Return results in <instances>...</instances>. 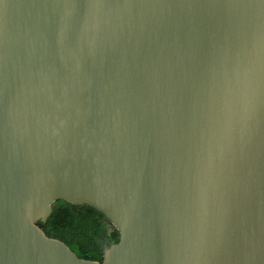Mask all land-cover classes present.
<instances>
[{
	"label": "water",
	"instance_id": "water-1",
	"mask_svg": "<svg viewBox=\"0 0 264 264\" xmlns=\"http://www.w3.org/2000/svg\"><path fill=\"white\" fill-rule=\"evenodd\" d=\"M0 264H264V0H0Z\"/></svg>",
	"mask_w": 264,
	"mask_h": 264
},
{
	"label": "trees",
	"instance_id": "trees-1",
	"mask_svg": "<svg viewBox=\"0 0 264 264\" xmlns=\"http://www.w3.org/2000/svg\"><path fill=\"white\" fill-rule=\"evenodd\" d=\"M110 222L97 210L89 205L72 204L64 200L54 202L52 211L47 220L41 223L46 235L58 238L65 242L79 257L98 260L102 258V250L92 244V236L98 235L104 241L117 237L118 231L113 228L106 236ZM98 250V256H89Z\"/></svg>",
	"mask_w": 264,
	"mask_h": 264
},
{
	"label": "rangeland",
	"instance_id": "rangeland-1",
	"mask_svg": "<svg viewBox=\"0 0 264 264\" xmlns=\"http://www.w3.org/2000/svg\"><path fill=\"white\" fill-rule=\"evenodd\" d=\"M102 243H103V240H102L101 237H99L98 235H93L92 236V244H93V246L97 245V246L94 247V249L98 248V250H100V251L102 250V253H103L104 246H103ZM98 250H96L94 254H90L89 256H96L97 257L98 256Z\"/></svg>",
	"mask_w": 264,
	"mask_h": 264
},
{
	"label": "flooded vegetation",
	"instance_id": "flooded-vegetation-1",
	"mask_svg": "<svg viewBox=\"0 0 264 264\" xmlns=\"http://www.w3.org/2000/svg\"><path fill=\"white\" fill-rule=\"evenodd\" d=\"M111 229H113V227L111 226V224H110V226H108L107 227V230H106V236L108 235V233H109V231L111 230ZM119 236V235H118ZM118 236L117 237H115V238H113V239H109V238H107V237H105L104 238V241H103V246H104V248L106 247V246H108L109 244H111V243H114V242H116L117 240H118ZM103 254V253H102ZM102 260V258L100 257L98 260H96V261H101Z\"/></svg>",
	"mask_w": 264,
	"mask_h": 264
}]
</instances>
